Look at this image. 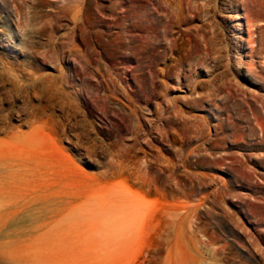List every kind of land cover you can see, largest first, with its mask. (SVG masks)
<instances>
[{
	"label": "rangeland",
	"instance_id": "obj_1",
	"mask_svg": "<svg viewBox=\"0 0 264 264\" xmlns=\"http://www.w3.org/2000/svg\"><path fill=\"white\" fill-rule=\"evenodd\" d=\"M0 264H264V0H0Z\"/></svg>",
	"mask_w": 264,
	"mask_h": 264
}]
</instances>
